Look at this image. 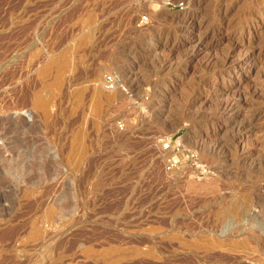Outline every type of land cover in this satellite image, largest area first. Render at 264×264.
<instances>
[{
	"label": "rangeland",
	"instance_id": "rangeland-1",
	"mask_svg": "<svg viewBox=\"0 0 264 264\" xmlns=\"http://www.w3.org/2000/svg\"><path fill=\"white\" fill-rule=\"evenodd\" d=\"M0 264H264V0H0Z\"/></svg>",
	"mask_w": 264,
	"mask_h": 264
},
{
	"label": "built area",
	"instance_id": "built-area-1",
	"mask_svg": "<svg viewBox=\"0 0 264 264\" xmlns=\"http://www.w3.org/2000/svg\"><path fill=\"white\" fill-rule=\"evenodd\" d=\"M143 20L147 21L146 18ZM104 84L112 90L117 86V80L113 76H107ZM160 144L162 146L160 156L167 172L174 173L185 170L190 176L197 178L212 175L211 167L202 160L198 151L190 148L182 136L163 138Z\"/></svg>",
	"mask_w": 264,
	"mask_h": 264
},
{
	"label": "bare ground",
	"instance_id": "bare-ground-1",
	"mask_svg": "<svg viewBox=\"0 0 264 264\" xmlns=\"http://www.w3.org/2000/svg\"><path fill=\"white\" fill-rule=\"evenodd\" d=\"M260 114H261V113H260ZM259 116H260V115H259ZM254 117H255V116H254ZM169 137H170V136H169ZM169 137H168V138H169ZM188 139H189V138H188ZM188 139H184V140L186 141V143H189ZM187 141H188V142H187ZM189 144H190V143H189Z\"/></svg>",
	"mask_w": 264,
	"mask_h": 264
}]
</instances>
